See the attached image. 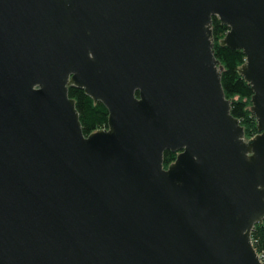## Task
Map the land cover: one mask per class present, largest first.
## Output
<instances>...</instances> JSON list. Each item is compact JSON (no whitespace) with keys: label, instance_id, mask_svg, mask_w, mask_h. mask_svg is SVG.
<instances>
[{"label":"water","instance_id":"1","mask_svg":"<svg viewBox=\"0 0 264 264\" xmlns=\"http://www.w3.org/2000/svg\"><path fill=\"white\" fill-rule=\"evenodd\" d=\"M69 86L106 127L83 132ZM263 218L264 0H0V264H264Z\"/></svg>","mask_w":264,"mask_h":264},{"label":"trees","instance_id":"2","mask_svg":"<svg viewBox=\"0 0 264 264\" xmlns=\"http://www.w3.org/2000/svg\"><path fill=\"white\" fill-rule=\"evenodd\" d=\"M226 30L227 26L216 15H213L214 54L222 66L221 84L226 97L230 99L231 112L240 119L244 126L246 137H250L257 131L255 116L249 109L252 90L237 70L245 60V55L241 49L230 48L219 43V39ZM68 93L75 100L81 127L85 134L107 126L108 112L101 102L94 103L93 99L79 87L69 86ZM175 157L176 152L164 150V165L167 166ZM251 239L257 252L262 253L264 256V218L261 222L254 224L251 230Z\"/></svg>","mask_w":264,"mask_h":264},{"label":"built area","instance_id":"3","mask_svg":"<svg viewBox=\"0 0 264 264\" xmlns=\"http://www.w3.org/2000/svg\"><path fill=\"white\" fill-rule=\"evenodd\" d=\"M251 240H252V239H251ZM256 251H257V250H256ZM257 254H258L259 258L261 259V261L264 262V256H263V254L260 253V252H257Z\"/></svg>","mask_w":264,"mask_h":264},{"label":"rangeland","instance_id":"4","mask_svg":"<svg viewBox=\"0 0 264 264\" xmlns=\"http://www.w3.org/2000/svg\"><path fill=\"white\" fill-rule=\"evenodd\" d=\"M251 136V135H250Z\"/></svg>","mask_w":264,"mask_h":264}]
</instances>
